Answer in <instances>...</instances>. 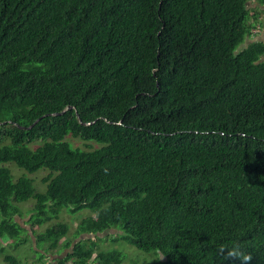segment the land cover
<instances>
[{"label": "trees", "instance_id": "16d2710c", "mask_svg": "<svg viewBox=\"0 0 264 264\" xmlns=\"http://www.w3.org/2000/svg\"><path fill=\"white\" fill-rule=\"evenodd\" d=\"M263 12L264 0H0L4 261L21 264L8 245L34 237L43 264L68 207L93 214L56 264H124L100 248L112 228L155 251L148 264H240L234 247L264 264ZM42 168L38 190L27 173Z\"/></svg>", "mask_w": 264, "mask_h": 264}, {"label": "rangeland", "instance_id": "374dc122", "mask_svg": "<svg viewBox=\"0 0 264 264\" xmlns=\"http://www.w3.org/2000/svg\"><path fill=\"white\" fill-rule=\"evenodd\" d=\"M263 16H264V12H263ZM260 24H261V27L264 28V18L261 20ZM254 31L256 32L255 34L259 35V33H258L259 28L254 30ZM262 32H264V30ZM257 39L264 40L261 38V36L257 37ZM249 41H250V39L247 40L243 44V46H246L249 43ZM68 140L70 142H72V144L74 146H80L83 148H87L86 147L87 145H92L94 147L99 146L97 143L86 142V141H83V140L78 139V138H73L71 136L68 137ZM9 165L13 170V174H14L15 178H17L20 175H22L23 173H25V171L23 169H20L15 164L11 163ZM47 173H48V171L44 170V168H42L34 174H29V173H27V174L30 177H33L35 179V184H36L38 190H45L46 185L43 182V177H45L47 175ZM33 204H34V200L30 199L28 201L19 203V206L22 209V211H24V213H28L27 211L30 210V208L33 206ZM92 214H93V211L91 209L85 208V209H82V210H79L76 212H72L69 210L68 207H64L61 210V213H60L58 219H56L54 222H57V221L66 222L70 228V232L68 235H70V237L72 238V235L75 232V229L77 227L78 222H80L83 218L88 217ZM17 220L20 221V223L22 225H25V227L27 229H31V224H29L30 216H28L27 214H25L22 218L17 216ZM45 227L46 226L36 227V229L39 231V230H43ZM31 231L32 230H30L29 232H31ZM119 233H121V231H119L115 228H112V229H109L108 232H105L104 234H100L101 237H106V238H104L105 240H102L99 243L100 248L101 249H119V250H121L123 252L124 257H125L124 264H148V263L152 262L157 257V253L155 251L147 252V251L141 250V249L127 243L126 241H124L120 238L117 241L113 242L112 238L117 237ZM33 239H34V237H33ZM9 242H13V240H9V239L5 240V244H7ZM29 244L31 246H29ZM38 244H39V246H37L36 241H33V243L28 242L27 245H22L19 248H17L14 251V254L21 260L22 264L29 263L31 259L36 260L35 261V264H36L37 261H39V259L41 257L40 253L43 251V250H40V248L42 249L43 246H45V244L42 245V243H38ZM11 250H12V247H10L8 245L7 252H11ZM70 250L71 249H64L62 251L63 256H66ZM39 251H41V252H39ZM3 257L4 256L2 254H0V264H7L4 261ZM55 264H56V262H55Z\"/></svg>", "mask_w": 264, "mask_h": 264}, {"label": "crops", "instance_id": "0c3cea01", "mask_svg": "<svg viewBox=\"0 0 264 264\" xmlns=\"http://www.w3.org/2000/svg\"><path fill=\"white\" fill-rule=\"evenodd\" d=\"M261 18L263 19L264 18V16H263V14H262V16H261ZM258 28H259V31H258V33H259V35H257V34H255L254 36H255V38L254 39H257V37H259V36H261V38L262 39H264V32H262L263 30H264V28H262L261 27V24H258ZM257 28V29H258ZM24 212V211H23ZM27 212H29V210L27 211ZM24 214H27L28 216H30L31 214L30 213H24ZM20 222V221H19ZM79 223V222H78ZM69 239H71L70 238V235H68L67 237H64V238H62L61 239V241H60V248L56 251V252H53V253H48V254H46V256H45V258H43V264H49V263H55V262H57V258L59 257V258H61L62 256H63V252H62V249H61V246H63ZM79 239H76V240H74V242H73V245H74V243L75 242H77ZM33 241H35L34 239H33ZM33 241H32V243H33ZM28 244V243H27ZM27 244H24V245H27ZM29 246H31L30 244H29ZM17 248H12V250H11V253H13L14 254V251L16 250ZM37 250V249H36ZM64 257V256H63ZM35 261L36 260H30V262L29 263H26V264H35ZM50 261V262H49ZM21 264H22V262H21ZM36 264H42V263H40L39 261H37V263Z\"/></svg>", "mask_w": 264, "mask_h": 264}, {"label": "clouds", "instance_id": "9594fccd", "mask_svg": "<svg viewBox=\"0 0 264 264\" xmlns=\"http://www.w3.org/2000/svg\"><path fill=\"white\" fill-rule=\"evenodd\" d=\"M226 255L230 258H236L240 260V264H250L252 257L244 255L238 247H234L226 252Z\"/></svg>", "mask_w": 264, "mask_h": 264}, {"label": "water", "instance_id": "95a60500", "mask_svg": "<svg viewBox=\"0 0 264 264\" xmlns=\"http://www.w3.org/2000/svg\"><path fill=\"white\" fill-rule=\"evenodd\" d=\"M56 114H59V112H55V113H48V114H46V115H56ZM40 119H41V117H40L39 119H37V120H36V122H37V121H39ZM36 122H35V123H36Z\"/></svg>", "mask_w": 264, "mask_h": 264}]
</instances>
